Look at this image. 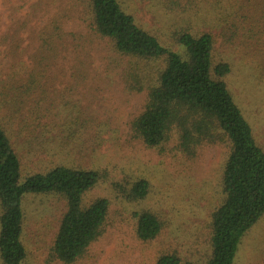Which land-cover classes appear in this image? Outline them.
I'll return each mask as SVG.
<instances>
[{"label":"rangeland","instance_id":"rangeland-1","mask_svg":"<svg viewBox=\"0 0 264 264\" xmlns=\"http://www.w3.org/2000/svg\"><path fill=\"white\" fill-rule=\"evenodd\" d=\"M119 1L142 28L176 50L172 35L183 27L178 1ZM52 20L76 36L31 84L39 35ZM89 24L87 0H0V128L19 157L20 183L60 165L100 173L82 202L106 199L107 220L102 236L75 264H156L165 253L179 256L181 264H204L210 253V215L223 199L220 174L226 149L205 147L187 160L178 153L174 135L161 151L132 138L130 122L141 113L146 92L127 90L122 74L127 59L115 54ZM254 32L240 33L236 46L218 38L215 59L231 65L229 90L264 149V34ZM139 180L147 182L148 191L134 201L128 194ZM20 209L26 251L20 264H62L52 258L51 248L65 201L26 194ZM142 210L162 224L148 242L135 233V214ZM232 264H264V215L241 238Z\"/></svg>","mask_w":264,"mask_h":264},{"label":"trees","instance_id":"trees-1","mask_svg":"<svg viewBox=\"0 0 264 264\" xmlns=\"http://www.w3.org/2000/svg\"><path fill=\"white\" fill-rule=\"evenodd\" d=\"M182 26L173 32L175 49L142 28L119 0H87L89 27L107 40L129 65L122 74L129 92H146L141 113L130 122V132L147 148L161 151L174 135L178 153L194 160L205 147L224 146L220 174L222 202L210 215L209 256L204 264H232L241 238L264 215V149L257 144L229 90L227 61L215 59V44L236 46L239 34H264V0H176ZM215 27L217 32L208 27ZM56 20L40 33L41 44L33 59L31 84L67 49L76 35L63 32ZM255 33V32H254ZM264 37V36H263ZM264 59V54L261 55ZM22 87V84H21ZM99 172L56 166L46 173L27 176L10 140L0 128V258L20 264L23 195H54L65 201L51 256L62 264H75L103 233L109 212L106 199L83 205L82 198L99 182ZM148 184L139 180L129 198H145ZM136 238L155 239L162 224L142 210L135 214ZM156 264H181L176 254H161Z\"/></svg>","mask_w":264,"mask_h":264}]
</instances>
